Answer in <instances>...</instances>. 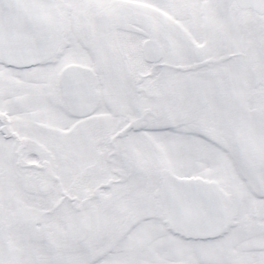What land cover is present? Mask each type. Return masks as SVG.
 Here are the masks:
<instances>
[{"label":"snow or ice","instance_id":"6c2138e0","mask_svg":"<svg viewBox=\"0 0 264 264\" xmlns=\"http://www.w3.org/2000/svg\"><path fill=\"white\" fill-rule=\"evenodd\" d=\"M0 264H264V0H0Z\"/></svg>","mask_w":264,"mask_h":264}]
</instances>
